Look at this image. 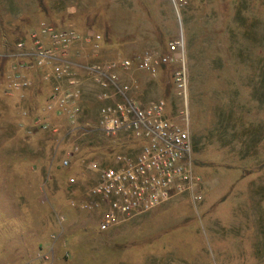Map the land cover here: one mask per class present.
I'll list each match as a JSON object with an SVG mask.
<instances>
[{
	"label": "rangeland",
	"instance_id": "1",
	"mask_svg": "<svg viewBox=\"0 0 264 264\" xmlns=\"http://www.w3.org/2000/svg\"><path fill=\"white\" fill-rule=\"evenodd\" d=\"M42 22L101 33L97 53L80 50L87 61L165 52L184 39L187 100L175 87L177 62L156 76L121 72L133 96L165 100L189 130L203 198L176 195L101 230V212L79 205L96 178L87 163L134 153L140 140L91 127L66 137L67 116L45 110L40 72L31 71L29 89L8 92L0 60V264H264V0H188L179 14L171 0H0V45L11 49ZM88 83L82 125L104 102Z\"/></svg>",
	"mask_w": 264,
	"mask_h": 264
},
{
	"label": "built area",
	"instance_id": "2",
	"mask_svg": "<svg viewBox=\"0 0 264 264\" xmlns=\"http://www.w3.org/2000/svg\"><path fill=\"white\" fill-rule=\"evenodd\" d=\"M171 2L178 14L188 4V0ZM103 41V35L96 31L42 22L11 49L0 45V60L5 63L8 92L29 89L34 84L31 71L40 72L50 88L45 110L67 116L70 127L66 137L75 130L90 131L91 127L113 137L123 134L140 140L134 153H117L106 164L97 160L87 163L96 178L79 205L101 212L99 224L104 231L176 195L190 193L196 201L203 196L197 193L201 178L194 169L189 130L167 115L165 100L144 104L133 96L132 83L125 81L121 72L136 68L156 76L160 66L177 62L175 87L180 98L187 100L190 79L184 39L169 42L165 52L148 49L134 58L108 61L83 58L80 50L87 46L97 53ZM88 81L98 88L97 96L104 102L96 121L82 125V102ZM27 113L25 110L24 114ZM34 122L44 130L59 131L40 115H35ZM76 151L78 147L64 151L63 165L70 164ZM70 181L74 183L75 178ZM60 218L65 219L62 214Z\"/></svg>",
	"mask_w": 264,
	"mask_h": 264
},
{
	"label": "crops",
	"instance_id": "3",
	"mask_svg": "<svg viewBox=\"0 0 264 264\" xmlns=\"http://www.w3.org/2000/svg\"><path fill=\"white\" fill-rule=\"evenodd\" d=\"M2 131H0V133H1ZM9 146V147H8ZM14 148H16V146L15 145H13V144H10V145H7V149H9V150H12L13 151V149ZM15 163V162H14Z\"/></svg>",
	"mask_w": 264,
	"mask_h": 264
}]
</instances>
